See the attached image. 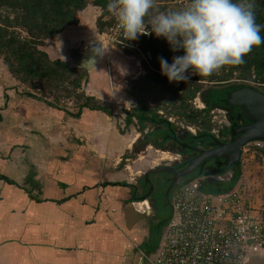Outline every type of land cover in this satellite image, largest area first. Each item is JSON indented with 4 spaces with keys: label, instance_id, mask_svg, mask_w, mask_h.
<instances>
[{
    "label": "crops",
    "instance_id": "1",
    "mask_svg": "<svg viewBox=\"0 0 264 264\" xmlns=\"http://www.w3.org/2000/svg\"><path fill=\"white\" fill-rule=\"evenodd\" d=\"M77 28L70 26L49 41L45 50L53 59L67 61L80 46L93 45L85 26L81 32ZM67 30L76 34L68 33L71 37L61 42ZM111 54L110 67L102 63L91 72L85 90L111 103L114 114L85 109L80 118L42 99L22 97L23 88L0 59V173L10 180L0 179V264H130L135 250L149 239L147 224L155 208L151 203V208L139 206L149 199L133 201L125 185L138 186L143 178L140 171L127 175L135 165L128 155L156 146L147 142L149 129L141 131L137 119L125 127V110L138 103L129 95L131 79L122 74L125 70L120 68V74L113 67L121 60ZM129 62L124 68L136 77L146 74L140 60L130 57ZM111 67L119 74L115 87ZM119 89L125 95L115 92ZM121 98L128 104L121 105ZM30 174L40 190H31Z\"/></svg>",
    "mask_w": 264,
    "mask_h": 264
},
{
    "label": "trees",
    "instance_id": "2",
    "mask_svg": "<svg viewBox=\"0 0 264 264\" xmlns=\"http://www.w3.org/2000/svg\"><path fill=\"white\" fill-rule=\"evenodd\" d=\"M169 0H157L160 11H166L165 4ZM109 0H0V59L10 75L19 83L26 86L23 94L30 98H39L53 109L60 110L73 118H80L85 109L101 111L113 115L111 103L104 102L86 93L85 85L89 82L90 74L84 68L73 67L60 58L53 59L45 48L49 41L57 38L70 26H78L79 15L89 7L101 10L96 26L102 34L105 29L117 20L113 13L107 10ZM256 22L264 25V0H255ZM147 21V18H146ZM260 35L264 37V30ZM133 44L139 45V50L125 47L123 51L129 56L151 54L150 61H141L145 75L131 83L129 95L138 103L131 111L125 110V127L128 129L137 119L141 131L148 130L147 142L156 144L159 148L166 147L179 139V127L171 121L172 117L185 119L195 125L196 132H188L184 143L197 147L213 148L217 142V123L212 120L211 112L214 107L227 108L226 100L233 86L230 83H240L252 86L264 93V43L253 46L250 53L244 56V62L238 65H227L208 77L195 76L190 82L169 83L168 78L161 74L159 57H164L169 63L174 53L164 38H157L153 34L151 39L144 37ZM122 64L125 63L123 60ZM204 82L210 83L205 88ZM234 84V85H235ZM207 90L209 106L200 110L193 106L198 94ZM73 104L72 110L68 106ZM162 112V114H159ZM221 126V125H220ZM125 133L126 130H121ZM229 129L225 135H228ZM259 159L264 158V150L256 154ZM188 165V161L176 165L180 172ZM221 159L205 160L194 172L182 178L178 185L171 187L172 178L167 173L151 175L150 180L158 184V196L149 195L150 184L143 179L140 186L125 185L131 188L133 201H142L154 197L158 209L157 220L152 227L151 243L142 247L148 253L155 252L161 242L163 233L173 217L172 197L181 186L195 180L207 178L210 168H220ZM226 173V172H225ZM224 173V175H225ZM243 177V163H239L232 178L215 182L203 180L201 189L212 196L225 195L241 185ZM0 179L10 180L0 173ZM27 182L31 190H40L41 185L30 174ZM31 190H27L31 193ZM169 193V196H168ZM148 245V246H147Z\"/></svg>",
    "mask_w": 264,
    "mask_h": 264
},
{
    "label": "clouds",
    "instance_id": "3",
    "mask_svg": "<svg viewBox=\"0 0 264 264\" xmlns=\"http://www.w3.org/2000/svg\"><path fill=\"white\" fill-rule=\"evenodd\" d=\"M156 7L157 0H109L107 4L124 40L154 33L168 42L172 52H183L174 55L171 63L159 57L161 74L169 83L208 77L224 66L242 64L253 46L264 43L255 0H189L184 8L167 12H156ZM104 52L101 45L94 47L93 60Z\"/></svg>",
    "mask_w": 264,
    "mask_h": 264
},
{
    "label": "built area",
    "instance_id": "4",
    "mask_svg": "<svg viewBox=\"0 0 264 264\" xmlns=\"http://www.w3.org/2000/svg\"><path fill=\"white\" fill-rule=\"evenodd\" d=\"M153 34L139 38L149 40ZM101 37L113 50H139L138 44L123 39L117 21ZM145 58L151 59V54ZM263 150L264 141H256L243 148L242 156ZM202 182L195 180L174 192L173 217L150 264H248L264 253V206L247 198L245 184L241 181L232 192L212 196L202 191Z\"/></svg>",
    "mask_w": 264,
    "mask_h": 264
},
{
    "label": "rangeland",
    "instance_id": "5",
    "mask_svg": "<svg viewBox=\"0 0 264 264\" xmlns=\"http://www.w3.org/2000/svg\"><path fill=\"white\" fill-rule=\"evenodd\" d=\"M189 3V0H169L165 6V10L166 11H160L159 7L160 5L157 4V7L154 11L156 12H167L170 10H180L182 8H184L185 6H187V4ZM82 14V13H81ZM81 14L79 15V20L80 23L78 25V27L80 29L77 28L76 32H81L80 30L85 26L87 32L89 35L87 36V40L90 44V41H92V44H96L98 40H100L101 38V34L98 32L97 26H96V21L97 18L100 16L101 14V10L99 8L96 7H90L88 9V11L85 13V15H82L81 18ZM116 18V17H115ZM83 20V23L81 22ZM73 30V29H72ZM68 32H66V34H62V41L64 39V42L68 40V38H70V34L69 30H67ZM72 33L74 34V32L72 31ZM71 33V35H73ZM76 34V33H75ZM74 34V35H75ZM92 34H94L92 40H89L92 36ZM61 35V34H60ZM79 35V34H77ZM104 56L105 59L103 60V65H105L106 67H110V56L109 54L112 53L111 55H113L114 58H116L118 61L119 59L121 60V62H117L119 64V66L113 65V67H115V70H119L120 68L125 70L123 73L121 70H119V73L121 74H125V76H128L131 79V83L133 80H135L136 75H134L133 73H131V68L129 69L130 66L129 65V60L130 57H134L140 61H145L147 58H145L148 54H139V56H129L127 54H125V52L123 51L122 53H118V50H104ZM127 56V57H126ZM109 58V59H108ZM152 58V57H151ZM123 60H125V63H128V65L124 68V65L122 64V62H124ZM151 59H147L146 61H150ZM133 63L135 62V60H132ZM67 62V61H66ZM68 64H70L68 62ZM71 65V64H70ZM72 66V65H71ZM74 67V66H73ZM113 67H111L112 70V80L110 79V83L113 84L112 87L116 86L115 82H117V79H115V76H118V72H114ZM121 71V72H120ZM90 74V73H89ZM109 74V73H108ZM109 76V75H108ZM140 77V75H139ZM133 78V79H132ZM113 81V82H111ZM110 84V85H111ZM205 85V88H207L208 86H210V83L208 82H204L203 83ZM20 86V87H19ZM17 87L19 88H23L21 95L22 97H27L25 94H23L26 90H29L26 88V86L24 85H19ZM121 88V87H119ZM131 88V87H130ZM112 89V88H111ZM205 90V89H204ZM118 95L119 93H123L121 92V89H119L118 91H115ZM203 92V91H202ZM201 92V93H202ZM122 96L125 94H121ZM127 96V95H126ZM200 98V99H199ZM8 101V97L5 98ZM201 101V96L200 93L198 94L197 98L193 101V106L195 108H198L200 110H203V107L205 106L204 103L200 102ZM123 102V103H122ZM124 99L121 98V102L120 104L123 105L124 104ZM127 103V102H125ZM128 104V103H127ZM68 106L73 107L72 103H69ZM8 107V106H7ZM212 116V120H216L215 122L217 123V125L215 126V128L217 129L218 127H220V125L223 123L224 121V113L218 110H215V112L213 113V111L210 113ZM216 116V118H215ZM171 121L173 123H175L179 129H183L185 128L186 130H190L191 132H195L196 128L195 125H192L191 123H188V121H186L185 119H178L176 117H172ZM129 161L131 165H134L133 170L129 169V171L127 170V175H134L135 171H140V178H142L144 176V173L146 172L147 169H149L150 167H157V166H161V165H165V164H170L173 165L179 161H176V158H180L179 157V152L176 150H171V149H165V150H161L159 148H149L144 152H132L128 155ZM242 163H243V177H242V182L245 184L246 187V196H248L247 198H249L250 200H254V203L257 204L258 206L264 205V158L259 159L258 156L256 155H245L242 156ZM131 167V166H130ZM261 186V189L259 192H257L256 187ZM251 193H254V199L251 196ZM248 264H264V253H262V255H257L254 257L250 258V261Z\"/></svg>",
    "mask_w": 264,
    "mask_h": 264
},
{
    "label": "water",
    "instance_id": "6",
    "mask_svg": "<svg viewBox=\"0 0 264 264\" xmlns=\"http://www.w3.org/2000/svg\"><path fill=\"white\" fill-rule=\"evenodd\" d=\"M98 45L103 47L102 37L96 44L86 49L88 53H91L79 56L77 54L78 50H75L76 54L73 57L67 58V62L74 67L84 68L88 73L93 72L103 63L104 55L102 57L97 56L95 61L92 58L93 48ZM202 94L203 92L200 93V96ZM227 106L239 108L243 117L249 120L251 124L235 130L233 135L236 137L230 143H221L218 141V147L215 149L203 150L196 147L190 148L191 151L198 152L200 155L190 160L183 171L178 172L173 165L168 164L149 168L143 176L146 182H151V175L167 173L172 177L171 187L173 188L178 185L182 178L194 172L206 159L221 158L225 160V167L228 169L232 165L240 162L244 147L256 141H264V93L262 91L252 86H245L228 95ZM152 145L154 146V144ZM184 146L186 147V145ZM217 173L219 172L212 171L211 175ZM151 189H154L153 185H151ZM149 202L152 206H155L153 201L149 200Z\"/></svg>",
    "mask_w": 264,
    "mask_h": 264
},
{
    "label": "flooded vegetation",
    "instance_id": "7",
    "mask_svg": "<svg viewBox=\"0 0 264 264\" xmlns=\"http://www.w3.org/2000/svg\"><path fill=\"white\" fill-rule=\"evenodd\" d=\"M85 53H88V51H86V49L83 48V46H80V48L78 49L79 56H81L83 54L86 55ZM89 53H91V52H89ZM234 84L235 83H230L228 85V86H233V89L230 91V93L245 87V86L241 85L240 83H236L235 85ZM208 96H209V92H207V90L203 91V94L201 95V97H203L202 100H203V102L205 104L203 109H206L209 106V101L207 100ZM227 100H226V105H227ZM215 110H218V111H221V112L224 113V115H223V117H224L223 123L221 124V126H220V128L218 130H215V133L217 134V142L219 141L221 143H230L236 137V136L233 135V132L235 130L239 129L240 127H245V126H248V125L251 124V122L249 120H247L245 117H243V115H242V113H241L239 108L229 107V106H227V108L214 107L213 113L215 112ZM215 118H216V116H215ZM227 129H229V133H228V135H225V132H226ZM188 132H191V131L190 130H186L185 128L179 129L178 130L179 139H175L174 143H169L164 148H159L156 144H154L159 149H163V150L171 149V150H176V151L179 152V157L180 158H176V161H179V162L173 164L174 167H176V165L181 163V162H184V161H188L189 162L190 160L195 159V158L199 157V155H200L198 152L191 151L190 148H195L194 146L189 145L187 143H184L182 141L183 139L187 138ZM217 142H216L215 147H213V148H204V146H202V145H199L196 148H200V149H203V150H212V149H215V148L218 147ZM184 145H186V147ZM216 159H221V158H216ZM206 160L212 161V160H215V159H206ZM221 160H222V165L219 166L220 168H215V167L210 168L211 170H210L209 175L207 176V178H204L205 180L210 181L212 184H215V182L225 181L226 179L232 178L234 176L236 170H237V167H238L239 163L242 161V157H241V160H240V162L238 164H234L228 169H226V167H225V160H223V159H221ZM168 165H170V164H168ZM212 171H217L219 173L211 175ZM224 173H225V175H224ZM143 179L144 178H142L138 182V186H140V182ZM149 184H150V191L148 192L149 195L150 196L151 195L158 196V193H159L158 184H160V177H156V183L150 182ZM151 185H153V187H154L153 190L151 189ZM149 200L153 201V203L155 205L154 208H155V213H156L154 219L151 220V219L148 218L149 221H150L147 224L149 226V239L146 242L141 243L140 248L135 250V252L133 253V256L131 258V263L130 264H150L151 260L154 258L155 254H156V251H157L156 250L155 252L148 253L149 252L148 249L142 247L145 244H150L151 243L150 240H151V236H152V227H153V224L157 220L158 209H157V206H156V199L154 197H151V198H149Z\"/></svg>",
    "mask_w": 264,
    "mask_h": 264
},
{
    "label": "bare ground",
    "instance_id": "8",
    "mask_svg": "<svg viewBox=\"0 0 264 264\" xmlns=\"http://www.w3.org/2000/svg\"><path fill=\"white\" fill-rule=\"evenodd\" d=\"M200 99V98H199ZM203 99V97H202ZM145 205H148L149 208H151L150 206V202L149 201H144L143 203H140L139 206H145Z\"/></svg>",
    "mask_w": 264,
    "mask_h": 264
}]
</instances>
